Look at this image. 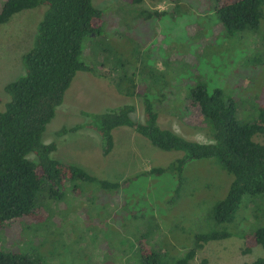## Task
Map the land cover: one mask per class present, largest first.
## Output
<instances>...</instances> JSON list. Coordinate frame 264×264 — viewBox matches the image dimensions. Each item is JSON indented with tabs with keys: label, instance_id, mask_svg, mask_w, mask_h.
<instances>
[{
	"label": "rangeland",
	"instance_id": "1",
	"mask_svg": "<svg viewBox=\"0 0 264 264\" xmlns=\"http://www.w3.org/2000/svg\"><path fill=\"white\" fill-rule=\"evenodd\" d=\"M93 3L103 13L102 34L84 39L81 59L98 73H76L42 141L56 143L52 156L60 161L110 181L129 180L115 191L87 187L86 203L69 187L63 199L48 203V212L41 205L40 216L0 229V251L29 253L36 264H103L108 251L106 260L134 264L141 243L169 256L184 255L198 235L223 229L215 223V206L226 197L232 174L217 159L202 158L189 160L179 176L167 167L183 152L160 149L128 126L113 130L114 146L107 155L96 129L61 130L85 124L82 111L103 112L132 102V118L142 121V96L127 91L132 82L148 84L153 76L166 90L202 80L210 89L222 88L236 101L240 122L251 121L254 105L264 102V17L260 33H229L216 13V0ZM45 10L24 9L0 25V110L9 100L5 85L25 73L23 55ZM156 110L163 127L201 142L214 140L211 122L183 89L175 102L159 103ZM254 138L264 142L263 134ZM28 157L35 159L33 153ZM152 167L166 171L148 174ZM258 197L245 207L252 199L244 196L227 227L232 235L204 243L191 264H253L264 257L261 245L243 252L246 235L264 227V193Z\"/></svg>",
	"mask_w": 264,
	"mask_h": 264
},
{
	"label": "trees",
	"instance_id": "2",
	"mask_svg": "<svg viewBox=\"0 0 264 264\" xmlns=\"http://www.w3.org/2000/svg\"><path fill=\"white\" fill-rule=\"evenodd\" d=\"M127 1L138 4L145 0ZM38 6H45L46 10L37 25L32 47L23 55L25 73L5 85L9 100L0 110V229L19 219L40 216V206L47 211L48 207L51 208L48 203L63 199L69 187L86 203L87 187L115 191L129 180L110 181L80 166L60 161L52 156L56 143L42 141L46 126L54 118L76 73H98L95 66L81 59V55L84 39L102 34L103 13L93 0H5L0 8V25L7 23L16 13ZM215 10L229 33H260L264 0H216ZM202 81L168 90L154 76L148 84L132 82L127 94L142 96V121L132 118L131 114L136 110L132 102L109 107L103 112L82 111L85 124L61 130L67 132L83 126L96 129L102 137L103 153L107 155L114 146L113 130L128 126L160 149L183 152L167 167L179 176L189 160L202 158L217 159L232 174L226 197L215 206V223L224 225L223 229L198 235L195 244L180 256H169L141 243L134 264H191V259L204 243L232 235L227 227L234 222L244 196L252 199L247 201L246 207L264 193V142L254 138L258 134L264 135V102L254 105L251 121L240 122L234 98L224 95L222 88H208ZM182 89L186 99L197 104L202 116L211 122L214 129L212 142L187 138L160 124L157 105L175 102ZM169 96L173 99L162 102ZM31 153L35 159L28 157ZM165 171L164 167H152L147 173ZM245 244L244 253L257 245L264 248V227L246 235ZM110 252L104 256H109ZM104 256L103 264H114ZM0 264H36V259L29 253L0 251ZM253 264H264V257L257 258Z\"/></svg>",
	"mask_w": 264,
	"mask_h": 264
}]
</instances>
